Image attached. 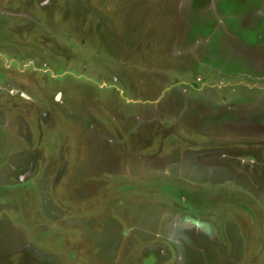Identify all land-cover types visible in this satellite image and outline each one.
Returning <instances> with one entry per match:
<instances>
[{
  "label": "rangeland",
  "instance_id": "1",
  "mask_svg": "<svg viewBox=\"0 0 264 264\" xmlns=\"http://www.w3.org/2000/svg\"><path fill=\"white\" fill-rule=\"evenodd\" d=\"M0 264H264V0H0Z\"/></svg>",
  "mask_w": 264,
  "mask_h": 264
}]
</instances>
